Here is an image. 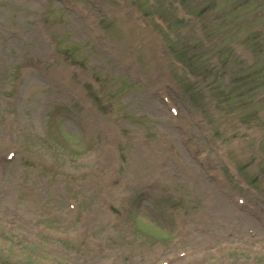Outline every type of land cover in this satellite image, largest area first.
I'll list each match as a JSON object with an SVG mask.
<instances>
[{
  "label": "rangeland",
  "instance_id": "obj_1",
  "mask_svg": "<svg viewBox=\"0 0 264 264\" xmlns=\"http://www.w3.org/2000/svg\"><path fill=\"white\" fill-rule=\"evenodd\" d=\"M179 2L0 0V159L15 152L0 162V264H264V0L207 5L209 21ZM246 71L241 112L230 82ZM96 75L115 164L96 127L82 133Z\"/></svg>",
  "mask_w": 264,
  "mask_h": 264
}]
</instances>
